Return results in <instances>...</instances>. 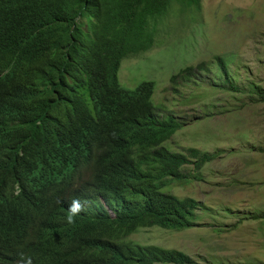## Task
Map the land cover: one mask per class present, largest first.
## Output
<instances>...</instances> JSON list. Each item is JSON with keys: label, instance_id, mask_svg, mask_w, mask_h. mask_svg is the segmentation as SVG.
Segmentation results:
<instances>
[{"label": "trees", "instance_id": "trees-1", "mask_svg": "<svg viewBox=\"0 0 264 264\" xmlns=\"http://www.w3.org/2000/svg\"><path fill=\"white\" fill-rule=\"evenodd\" d=\"M201 8L202 0H0V264H198L130 237L213 216L167 189L199 180L185 166L199 172L218 156L171 151L167 142L189 124L158 112L154 80L127 90L119 71L155 48L171 16L195 21ZM216 59L212 82L203 78L212 64L201 62L171 83L190 87L189 101L226 90L264 102L257 83L240 87ZM250 218L264 222V210Z\"/></svg>", "mask_w": 264, "mask_h": 264}, {"label": "rangeland", "instance_id": "rangeland-1", "mask_svg": "<svg viewBox=\"0 0 264 264\" xmlns=\"http://www.w3.org/2000/svg\"><path fill=\"white\" fill-rule=\"evenodd\" d=\"M171 17L160 27L154 49L123 60L119 82L133 90L154 80L158 112L167 107L189 124L167 142L171 151L217 154L199 172L194 164L185 166L183 172L199 180L174 182L167 189L203 202L214 215L204 212L200 225L189 230L146 229L130 240L183 251L198 264H262L264 222L250 217L264 210V102L226 90L210 91L201 103L189 101L184 97L192 89L181 82L174 86L170 78L206 62L214 71L203 78L212 82L220 56L240 87L251 81L264 93V0H202L195 21ZM226 109L235 110L221 113Z\"/></svg>", "mask_w": 264, "mask_h": 264}, {"label": "clouds", "instance_id": "clouds-1", "mask_svg": "<svg viewBox=\"0 0 264 264\" xmlns=\"http://www.w3.org/2000/svg\"><path fill=\"white\" fill-rule=\"evenodd\" d=\"M82 208V205L79 203V201H74L73 202V205H72V208H71V211L73 213L77 212L78 210H80ZM69 219L71 220V217H69Z\"/></svg>", "mask_w": 264, "mask_h": 264}]
</instances>
